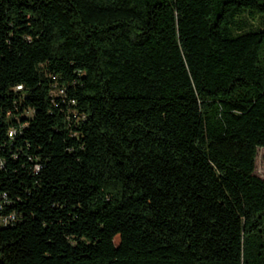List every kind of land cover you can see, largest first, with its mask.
<instances>
[{"label": "trees", "instance_id": "16d2710c", "mask_svg": "<svg viewBox=\"0 0 264 264\" xmlns=\"http://www.w3.org/2000/svg\"><path fill=\"white\" fill-rule=\"evenodd\" d=\"M261 148L264 0H0V264H264Z\"/></svg>", "mask_w": 264, "mask_h": 264}, {"label": "rangeland", "instance_id": "374dc122", "mask_svg": "<svg viewBox=\"0 0 264 264\" xmlns=\"http://www.w3.org/2000/svg\"><path fill=\"white\" fill-rule=\"evenodd\" d=\"M256 23H259V21ZM254 174L264 180V148L258 149Z\"/></svg>", "mask_w": 264, "mask_h": 264}]
</instances>
